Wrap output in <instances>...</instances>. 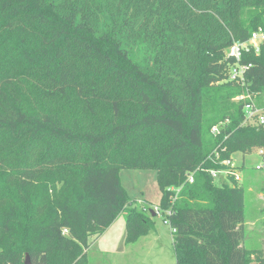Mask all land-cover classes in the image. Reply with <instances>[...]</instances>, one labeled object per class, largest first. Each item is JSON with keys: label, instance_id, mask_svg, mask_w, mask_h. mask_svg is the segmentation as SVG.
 <instances>
[{"label": "trees", "instance_id": "obj_1", "mask_svg": "<svg viewBox=\"0 0 264 264\" xmlns=\"http://www.w3.org/2000/svg\"><path fill=\"white\" fill-rule=\"evenodd\" d=\"M259 30L264 0H0V264H88L120 213L128 244L162 213L176 264H264L224 164L264 150L234 101L264 107V46L243 84L227 53ZM121 170L156 172L157 212Z\"/></svg>", "mask_w": 264, "mask_h": 264}, {"label": "rangeland", "instance_id": "obj_2", "mask_svg": "<svg viewBox=\"0 0 264 264\" xmlns=\"http://www.w3.org/2000/svg\"><path fill=\"white\" fill-rule=\"evenodd\" d=\"M258 102L264 103V94ZM232 159L233 168H240L235 171L245 192L246 245L264 253V169L256 170L257 165H262V159L256 154L240 153ZM119 176L134 206L155 211L160 207L163 194L155 171L121 170ZM151 218L154 224L149 233L138 242L128 244L125 217L123 213L118 214L92 243L87 254L88 264H176L173 231L167 218L162 213ZM255 260L254 253L250 255V264H256Z\"/></svg>", "mask_w": 264, "mask_h": 264}, {"label": "built area", "instance_id": "obj_3", "mask_svg": "<svg viewBox=\"0 0 264 264\" xmlns=\"http://www.w3.org/2000/svg\"><path fill=\"white\" fill-rule=\"evenodd\" d=\"M264 46V31L259 30L252 34L251 38L243 43H235L229 50L228 55L230 57H233L237 64L232 67L230 71V81H235L237 83L243 84L244 83V73L249 70L252 65H241L239 64L243 55L245 53H250L254 51L256 54L260 52L261 47ZM246 98L250 99V102L246 104L245 107V124H255L260 127H264V107H258L255 100L251 96H240L237 97V101L246 100ZM213 132H218L217 127H213ZM257 156H259L262 159V165H257L256 170L261 171L264 169V150H258L255 152ZM225 165H233L232 160L231 161H224ZM233 167V166H232ZM220 172L214 171L212 172V177L216 178L219 175ZM225 175L229 174V171L224 172ZM235 179L236 181L240 182L241 178L238 177V174L235 173ZM189 183H194V175L192 174L189 178ZM158 209H156V212ZM170 214V213H169Z\"/></svg>", "mask_w": 264, "mask_h": 264}, {"label": "water", "instance_id": "obj_4", "mask_svg": "<svg viewBox=\"0 0 264 264\" xmlns=\"http://www.w3.org/2000/svg\"><path fill=\"white\" fill-rule=\"evenodd\" d=\"M152 216H155V213H152ZM24 264H32V261L29 255H26Z\"/></svg>", "mask_w": 264, "mask_h": 264}]
</instances>
